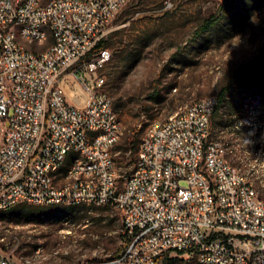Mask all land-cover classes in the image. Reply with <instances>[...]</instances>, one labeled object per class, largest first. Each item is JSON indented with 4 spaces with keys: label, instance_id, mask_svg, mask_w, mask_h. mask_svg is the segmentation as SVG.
<instances>
[{
    "label": "built area",
    "instance_id": "built-area-1",
    "mask_svg": "<svg viewBox=\"0 0 264 264\" xmlns=\"http://www.w3.org/2000/svg\"><path fill=\"white\" fill-rule=\"evenodd\" d=\"M129 1L0 0V206L113 207L128 242L88 264H159L177 252L197 264H264V201L207 142L215 97L166 125L154 120L119 186L112 149L122 128L97 72L109 52L86 58ZM40 29L52 30L45 52L16 42L25 34L39 44ZM75 151L84 163L52 183L53 167ZM0 264L25 263L0 253Z\"/></svg>",
    "mask_w": 264,
    "mask_h": 264
},
{
    "label": "rangeland",
    "instance_id": "rangeland-1",
    "mask_svg": "<svg viewBox=\"0 0 264 264\" xmlns=\"http://www.w3.org/2000/svg\"><path fill=\"white\" fill-rule=\"evenodd\" d=\"M222 1L130 0L106 26L109 59L97 72L105 78L104 90L122 128L112 149L119 186L132 173L139 144L154 120L216 97L233 84L207 142L224 148L227 162L264 201V99L250 105L252 91L245 78L239 81H264V0H232L221 22L191 41ZM50 43L27 46L40 52ZM59 209L66 208L19 205L0 212V253L25 264H88L116 256L126 246L121 216L113 207L62 214ZM36 211L41 217L34 216ZM159 264L197 261L195 254L169 253Z\"/></svg>",
    "mask_w": 264,
    "mask_h": 264
},
{
    "label": "trees",
    "instance_id": "trees-1",
    "mask_svg": "<svg viewBox=\"0 0 264 264\" xmlns=\"http://www.w3.org/2000/svg\"><path fill=\"white\" fill-rule=\"evenodd\" d=\"M232 0H223L219 6L217 7L216 11L214 14H212L209 18H207L206 20L203 21V23L194 31L192 37H191V41L196 40L197 38L201 37L203 34H205L206 32H209L210 30H212L214 27H216L221 20L224 17V13L226 12L228 6L230 5ZM107 48V42L105 39H101L93 48V50L91 51V53L87 56L86 59H89L92 55L102 51V50H106ZM254 67L255 66H251V67H247L246 70L249 71V73H252L254 71ZM243 76H245V74H243ZM245 78L244 83L246 84L247 88L252 91V95L249 96V100H250V105L254 104L256 101H262L264 99V81L260 80V79H251V77H240L241 81L242 79ZM247 78V79H246ZM233 88V84H229L225 87H223L218 94L216 95V105L213 109V112L210 116V130L213 129L214 127V122L215 120L219 117V112L220 110L223 108L224 103L227 99L228 94L231 93ZM132 148V147H130ZM32 207V206H30ZM36 208H51V207H37L34 206ZM11 210V209H10ZM68 209H59L57 212L65 213L67 212ZM35 213V217H41V215L37 214L38 211L34 212ZM128 240H126V244H127ZM123 251V250H122ZM122 251H120L119 253H121ZM119 253H116V255H118ZM187 252H177L178 255H183L186 254ZM168 256V253L165 254L162 258H160L159 263H161L162 261L166 260Z\"/></svg>",
    "mask_w": 264,
    "mask_h": 264
},
{
    "label": "bare ground",
    "instance_id": "bare-ground-1",
    "mask_svg": "<svg viewBox=\"0 0 264 264\" xmlns=\"http://www.w3.org/2000/svg\"><path fill=\"white\" fill-rule=\"evenodd\" d=\"M50 39L52 42V30L50 29H40V38H39V44L37 45H44L47 40ZM16 42L20 45H27L28 44V37L25 34H18L16 35ZM45 52L44 51H32L31 54H41ZM107 96H109L107 94ZM193 113V103L187 107L184 111L178 113V117H187V115H190ZM170 117H177V113L175 115H172ZM159 125H166L167 118L163 120H158ZM151 124L149 125V127ZM148 127V128H149ZM76 163H84V154L83 151H75V152H69V156L66 158H62L61 164H58V166L53 167V174H52V183H63V175L72 174V172L75 169ZM235 170V173L242 174L237 168L233 167ZM61 173V174H60ZM243 175V174H242ZM243 178L245 176L243 175ZM59 179V180H57ZM246 179V178H245ZM61 181V182H59ZM247 183H249L246 180ZM251 184V183H249ZM251 187L253 188L252 184ZM15 206H0V212H5L10 210ZM42 207H61L66 209H76V208H82V207H91V205H77L76 202H64V201H53L48 204V206H42ZM198 264H206V259H198Z\"/></svg>",
    "mask_w": 264,
    "mask_h": 264
}]
</instances>
